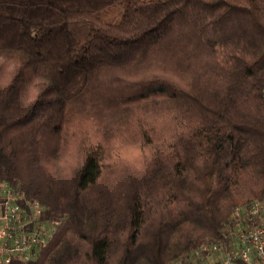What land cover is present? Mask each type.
<instances>
[{
	"label": "trees",
	"instance_id": "1",
	"mask_svg": "<svg viewBox=\"0 0 264 264\" xmlns=\"http://www.w3.org/2000/svg\"><path fill=\"white\" fill-rule=\"evenodd\" d=\"M0 184L54 225L7 264H168L219 236L264 200V0H0Z\"/></svg>",
	"mask_w": 264,
	"mask_h": 264
},
{
	"label": "built area",
	"instance_id": "2",
	"mask_svg": "<svg viewBox=\"0 0 264 264\" xmlns=\"http://www.w3.org/2000/svg\"><path fill=\"white\" fill-rule=\"evenodd\" d=\"M0 264L35 257L54 233L43 208L0 184ZM220 235L206 238L168 264H264V200H251L227 215Z\"/></svg>",
	"mask_w": 264,
	"mask_h": 264
},
{
	"label": "rangeland",
	"instance_id": "3",
	"mask_svg": "<svg viewBox=\"0 0 264 264\" xmlns=\"http://www.w3.org/2000/svg\"><path fill=\"white\" fill-rule=\"evenodd\" d=\"M124 8V1L117 2L113 4L111 7H107L106 9L100 11L98 13V16L103 20V22L107 23H117L120 20V17L122 15V11ZM2 195L1 189H0V196Z\"/></svg>",
	"mask_w": 264,
	"mask_h": 264
}]
</instances>
